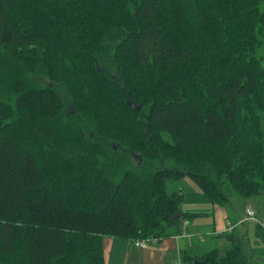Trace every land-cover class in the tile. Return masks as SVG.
<instances>
[{"label":"trees","instance_id":"obj_1","mask_svg":"<svg viewBox=\"0 0 264 264\" xmlns=\"http://www.w3.org/2000/svg\"><path fill=\"white\" fill-rule=\"evenodd\" d=\"M263 59L264 0H0V264L175 236L202 216L173 220L185 176L218 206L264 195ZM227 238L181 260L256 262Z\"/></svg>","mask_w":264,"mask_h":264},{"label":"crops","instance_id":"obj_2","mask_svg":"<svg viewBox=\"0 0 264 264\" xmlns=\"http://www.w3.org/2000/svg\"><path fill=\"white\" fill-rule=\"evenodd\" d=\"M196 194L198 193L196 192ZM203 207H207L205 202L204 206H190L188 208L190 210L180 208V212L182 213H200L202 216L193 218L195 220L190 219L183 221L181 223V232L179 234L158 241L154 240L146 249H138L133 245V242L129 241L130 243H128L127 240H124L127 243H120V240L123 239L104 238L103 250L106 258V264H184L181 260V255L183 253L188 252L190 254L200 256L209 251V246H211V244H209L206 241L207 239L203 237L204 231H208L206 235L210 238L208 240L218 238L216 243L219 241L222 248L226 250H228L230 246L232 247V242L227 238L228 234L232 235L237 240L244 237L239 231L240 226L236 225L242 216H239L235 209H225V206L218 207V205L212 204L210 207V213ZM245 207H249L254 210L252 206L245 203L243 206V212ZM209 218L211 219V230L209 229L210 226L205 224V221L210 220ZM227 224L234 226L232 230H227ZM222 235L227 239L222 241V239H220ZM153 242H155V244H152Z\"/></svg>","mask_w":264,"mask_h":264},{"label":"rangeland","instance_id":"obj_3","mask_svg":"<svg viewBox=\"0 0 264 264\" xmlns=\"http://www.w3.org/2000/svg\"><path fill=\"white\" fill-rule=\"evenodd\" d=\"M261 56H263V51L261 49H259L256 52V57L260 58ZM262 64L264 65V59L262 60ZM112 150L116 151L117 147H113ZM122 152H123V150H122ZM127 156L129 158H131L132 164H135L134 157H130L128 153H127ZM167 189L169 192L179 191L183 195L184 200L182 201V203L179 206L181 209L190 210L188 208L192 205L204 206V202H205V205H207V207H203V208H206L205 210H208L207 212L211 213V211H210L211 210L210 207L212 205L211 202L208 200V198L202 192H200L198 190V188L195 186L194 182L192 180H190L187 176L183 177L178 182L168 183ZM196 192L198 194H196ZM197 195H200V196H197ZM245 203L249 204L250 206H252L254 208V210L257 211V213H258L257 214V220H259L260 222H261V220H264V195L263 194L253 196V197H250L247 199H243L241 197L233 195L230 198V202L225 205V207H226L225 209H235L238 212L239 216H242L241 219H243V216H244L243 206ZM218 207H224V206H218ZM193 220H195V219H193ZM205 224L210 226L209 227L210 230L212 229L211 219L205 221ZM258 225H259L258 223H252V222H246L244 225H239L240 226L239 231L241 232V234L244 236L243 238L245 239V241H243L244 244L242 245V248H243L244 252H246V254L249 255L250 259L252 257V259L254 261L256 260V262H253L252 264H264V262H263L264 261V244L262 243V241L260 240V238L256 234ZM207 233H208V231H204L203 237H205V239H207L206 241L209 244H211V246H209V250L217 248L219 255L220 256L224 255L227 250L222 248L219 241H218V243H216V240L218 238H213L212 240H208L210 238H208L206 236ZM220 239H222V241H224L227 238L222 235L220 237ZM120 241H121L120 243H127L124 240H120ZM152 241H154V240H152ZM128 243H130V242L128 241ZM152 244H155V242H153ZM230 248H231V246H230Z\"/></svg>","mask_w":264,"mask_h":264},{"label":"built area","instance_id":"obj_4","mask_svg":"<svg viewBox=\"0 0 264 264\" xmlns=\"http://www.w3.org/2000/svg\"><path fill=\"white\" fill-rule=\"evenodd\" d=\"M245 222H252V223H258L261 227L264 228V220H257V213L255 210L245 207L244 209V216L243 219H240L236 225H242ZM227 230H232L234 226H231L230 224H227ZM152 240L150 239H143V240H136L133 242V245L138 249H146L151 245Z\"/></svg>","mask_w":264,"mask_h":264},{"label":"water","instance_id":"obj_5","mask_svg":"<svg viewBox=\"0 0 264 264\" xmlns=\"http://www.w3.org/2000/svg\"><path fill=\"white\" fill-rule=\"evenodd\" d=\"M183 215L182 212L178 211L174 214L173 220L177 221L178 218H180Z\"/></svg>","mask_w":264,"mask_h":264}]
</instances>
